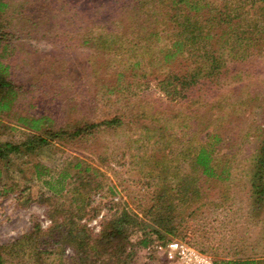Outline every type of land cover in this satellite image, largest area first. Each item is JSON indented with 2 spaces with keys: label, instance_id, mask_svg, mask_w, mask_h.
Here are the masks:
<instances>
[{
  "label": "trees",
  "instance_id": "obj_1",
  "mask_svg": "<svg viewBox=\"0 0 264 264\" xmlns=\"http://www.w3.org/2000/svg\"><path fill=\"white\" fill-rule=\"evenodd\" d=\"M111 1L114 8L109 6ZM30 3L35 5L34 0H0V111L14 101H23L27 92L15 80L7 57L14 51L12 38L31 25L27 15ZM67 3L62 2L59 9ZM74 3L75 27L81 23V30L75 31V49L91 47L94 51L91 57L104 51L113 59L119 58L121 64L117 65L119 71L115 76H124L121 73L126 72L127 87L133 85L141 90L144 85L148 87L150 80H155L165 100L174 101L179 107L166 114L157 109L156 116L149 117L147 108L152 102L138 99L124 103L122 115L115 110L108 112L112 103H123V97L131 99L123 94L116 77L110 86L104 83L95 91V103L102 105L95 118H75L57 126L47 115L20 116L18 122L26 128L22 145L31 152L47 145L49 137L75 142L88 140L98 131L123 126L124 115L131 130L134 121L151 119L152 127H145L144 135L155 143L161 141L165 148L161 158H154L161 164L146 170L145 177L155 187L148 205L139 209L149 217L157 234L161 235L163 230L178 235L185 223L223 203L209 200L202 190L210 181L227 179L228 165H224L223 150H234L237 146L227 136L238 124L240 108L252 102L254 106L262 105L260 89L246 91L251 83L232 84L235 77L247 73L245 69L253 60L264 54V0H75ZM60 30L67 31L65 27ZM207 88H217L215 99H206ZM217 105L219 109L226 106V111H216L212 120L196 123L199 115L209 117L201 113L202 109H217ZM129 106L132 108L128 112ZM156 131L160 133L156 135ZM185 134L188 136L174 152L172 145L179 144L178 137ZM259 138L260 144L249 157L248 196L255 205L264 199V133ZM7 152H21L20 144L0 143V157ZM171 161L173 166L169 165ZM81 169L75 173L74 190L75 206H79L69 215L75 216V220L64 229L60 239L72 236L76 264L123 262L131 255L126 226L140 224L144 228L146 224L128 209L102 213L93 206L91 190L79 189L84 183H91L90 179H82ZM222 192L223 189L218 194ZM60 211L51 215V228L64 221ZM90 220H97V231L88 225ZM39 229L34 224L25 237L34 236ZM141 242L148 243L146 238ZM4 249L0 245V264H5ZM213 264H264V258L215 259Z\"/></svg>",
  "mask_w": 264,
  "mask_h": 264
},
{
  "label": "rangeland",
  "instance_id": "obj_2",
  "mask_svg": "<svg viewBox=\"0 0 264 264\" xmlns=\"http://www.w3.org/2000/svg\"><path fill=\"white\" fill-rule=\"evenodd\" d=\"M65 1L69 3L63 4L65 7L60 10ZM74 2L34 0L35 5L27 4L32 13H27L31 25L28 24V28L10 42L14 51L7 59L12 64L15 80L27 92L23 101H14L0 111V143H18L21 151L7 152L6 156L0 157V245L5 247V264H76L72 236L71 239L69 236L60 238L64 229L73 225L75 216L69 215L79 206H75L74 191L75 173L79 168H82V179L91 180L79 189L91 190L89 197L93 206L99 207L102 213L128 209L146 224L144 228L140 224L126 226L131 255L117 264H167L151 245L169 239L184 241L211 255L213 260L264 258V199L255 205L248 196L249 157L260 144L259 135L264 133V54L253 60L245 69L247 73L235 77L232 84L251 83L246 91L260 89L262 105L254 106L252 102L240 108L238 124L227 136L233 138L237 146L234 150H223L226 154L224 165H228L227 179L210 181L202 190L209 200L223 203L213 207L208 214L185 223L178 235L163 230L161 235L157 234L149 217L139 209L148 205L155 187L150 184L152 180L145 177L146 170L161 164L154 158H161L165 148L161 141L155 143L154 139L148 140L144 135V128L152 127L151 119L134 121L131 130L127 126V115H124L123 126L98 131L88 140L75 142L49 137L47 145L25 151L22 142L26 138V128L18 122L20 116L47 115L57 126L75 118H95L102 107L95 103V91L104 83L110 86L116 77L123 94L131 99L123 97V103H112L108 112L115 110L122 115L124 103L138 99L152 102L147 108L149 117L151 114L156 116L157 109L166 114L179 107L174 101L165 100L164 94L156 88L155 80H150L148 87L142 86V91L133 85L127 87L126 72L121 73L124 76H115L119 71L117 65L121 64L119 58L113 59L104 51L91 57L94 52L91 47L75 49V31L81 30V23L75 27ZM112 4L111 1L109 6L114 8ZM93 9H97V5ZM112 11L114 9L108 10ZM38 18L42 21H36ZM61 27L67 31H61ZM206 91L208 100L215 99L219 92L217 88ZM131 108L129 106L128 112ZM216 111L223 113L226 106L202 109L201 113L209 117L199 115L196 123L212 120ZM186 136L188 134L178 137L179 144L172 145L174 152ZM77 163L79 166L75 167ZM169 165L173 166V161ZM86 167L88 170H83ZM220 188L222 194H218ZM59 210L65 222L51 228V215L55 216ZM88 223L93 231L99 229L97 220ZM34 224L40 226L39 232L25 237ZM144 238L148 241L146 245L141 242ZM148 246H151L150 250H147Z\"/></svg>",
  "mask_w": 264,
  "mask_h": 264
},
{
  "label": "built area",
  "instance_id": "obj_3",
  "mask_svg": "<svg viewBox=\"0 0 264 264\" xmlns=\"http://www.w3.org/2000/svg\"><path fill=\"white\" fill-rule=\"evenodd\" d=\"M100 217L101 215L98 218ZM151 246L167 264H213L211 255L178 239L155 241ZM151 246H148L147 250H150Z\"/></svg>",
  "mask_w": 264,
  "mask_h": 264
}]
</instances>
